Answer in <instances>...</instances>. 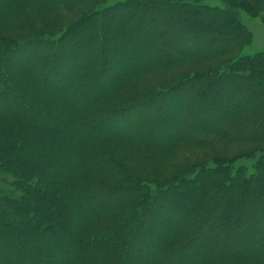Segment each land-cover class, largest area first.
<instances>
[{
	"label": "trees",
	"instance_id": "1",
	"mask_svg": "<svg viewBox=\"0 0 264 264\" xmlns=\"http://www.w3.org/2000/svg\"><path fill=\"white\" fill-rule=\"evenodd\" d=\"M2 3L28 41L0 37V183L21 192L0 191V264H132L136 245L133 264H264V153L250 173L197 140L264 143V55L162 76L239 53L251 37L238 11L259 16L264 0H128L61 31ZM121 125L132 133L111 131ZM182 146L183 167L157 157ZM194 148L213 163L188 162ZM210 226L219 242L197 248Z\"/></svg>",
	"mask_w": 264,
	"mask_h": 264
},
{
	"label": "rangeland",
	"instance_id": "2",
	"mask_svg": "<svg viewBox=\"0 0 264 264\" xmlns=\"http://www.w3.org/2000/svg\"><path fill=\"white\" fill-rule=\"evenodd\" d=\"M21 3V8L22 12H24L29 18L33 19L34 16L39 15V18L42 21H46L49 23L51 26L56 27L58 31L61 30H66L68 28H80L81 26H86V22L89 20H92V17L96 15V13H103L105 12L108 8H113V6H116L120 3H124L128 0H74V1H67V0H54L55 3L57 4H50L46 2L45 0H19ZM196 1V0H194ZM201 5L209 6L212 8H220L224 9L225 4L224 0H198ZM0 9L2 11H6L7 6L6 4H0ZM239 12V17L241 22L244 24L246 27L248 33L250 34L251 37V42L248 46L244 47L242 50L239 51V53H231L226 56L218 57L215 60H211L210 62H197L194 60H190L186 63L179 64L178 66L165 70L162 72V76L164 81H170L174 78H177L185 73L189 74H195L198 73L200 70L210 68L212 67L213 69H219L222 67L225 62H229V60H232L234 57H254L257 54H263L264 55V13H260L259 16L252 17L248 15L244 11H238ZM40 26H37L36 29H38ZM143 29H146L145 26H143ZM17 37L15 35V31H13L12 24L9 23L8 21H2L0 19V37H13L14 40L17 41H23L26 42L27 38L25 36ZM16 36V38H14ZM20 39V40H18ZM33 56L32 51H23V54L20 57L15 58L14 62L19 63L22 62V60L29 59ZM63 63V61H61ZM63 65V64H62ZM59 70V69H58ZM134 83L133 80L129 82ZM128 84L122 85L123 88H125ZM141 84H139V88ZM157 85V84H153ZM119 95V94H118ZM6 101L8 99H5ZM107 105V100L103 101L101 105ZM155 108V107H154ZM151 110V109H150ZM161 113V112H160ZM156 114V113H155ZM157 115V114H156ZM162 115L164 118H170L171 120L175 118L172 114L168 113L167 111L162 112ZM142 123L141 121V116L138 118H135L133 121H131V126L138 127ZM127 127V126H126ZM124 128L122 125L120 127H114L111 131H117L121 132L124 134H131L132 131L129 128ZM197 140H205L207 142H211L212 144L215 145V148H218V150L223 154L224 157H226L229 160H233L232 162L234 163V166L236 169H239L240 167H246L249 169V172H255V165H256V159L254 156L259 157L262 153H264V143L263 144H241V143H231V144H226V142H222L219 137L215 135H209V134H201L197 136ZM113 143V141H112ZM113 145V144H112ZM162 148V147H160ZM154 150L153 147H151V153ZM124 149H120L119 153H123ZM130 152V150H129ZM193 152L195 153V156L193 159H190V163L194 162H201L205 161V159L208 162L213 163L214 157H211L209 154L205 153L204 151L193 149ZM203 153H205V157H203ZM131 152L129 153L128 158H132L130 156ZM161 155L162 157L165 156L173 161L175 164L178 166H185L184 164L186 162L183 161L187 155H188V150L185 149V146H182L181 148L176 147L174 149L171 148H165L162 152L157 156L158 158L160 157L161 160ZM157 158V162H158ZM190 158V157H189ZM183 159V160H181ZM159 160V161H160ZM181 160V161H180ZM132 163H135L134 160L131 161ZM212 166V165H210ZM166 166H164V163L162 166H159L158 171L160 174L163 175V177H167L171 175L173 171L169 169H165ZM161 169V171H160ZM165 169V170H164ZM2 178L4 179L0 183V191H10V194L15 193V195L20 194L21 192L17 191L15 187L13 186V182L15 181L13 177L11 176H5ZM14 191V192H13ZM14 195V194H13ZM216 217L212 219V224L216 222ZM150 221V220H148ZM257 222V220H256ZM148 224V222H147ZM150 226H153V223H149ZM211 227V226H210ZM206 229L207 231L205 232L206 234H202L201 239L195 243V246L197 248H200L204 242L208 241L212 246L213 242L216 241L217 243L219 242V235L216 233V230H214L212 227ZM210 228V229H209ZM226 232L223 233L225 235ZM227 236V234L225 235ZM260 236V235H259ZM259 238V237H258ZM212 240V241H211ZM259 240V239H258ZM148 242V241H146ZM244 243V242H243ZM242 242L241 241H236L232 240V246L234 249H237L241 246ZM134 253L130 257V262L137 263L139 262L144 256L141 251V249L136 245L134 246ZM151 249V248H148ZM203 252V251H202ZM200 251L195 252L191 251L189 254L192 256L198 255ZM204 253V252H203ZM201 254V253H200Z\"/></svg>",
	"mask_w": 264,
	"mask_h": 264
}]
</instances>
